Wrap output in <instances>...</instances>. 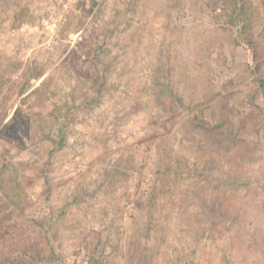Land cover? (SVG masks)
<instances>
[{
	"label": "rangeland",
	"instance_id": "obj_1",
	"mask_svg": "<svg viewBox=\"0 0 264 264\" xmlns=\"http://www.w3.org/2000/svg\"><path fill=\"white\" fill-rule=\"evenodd\" d=\"M6 258L264 264V0H0Z\"/></svg>",
	"mask_w": 264,
	"mask_h": 264
},
{
	"label": "trees",
	"instance_id": "obj_2",
	"mask_svg": "<svg viewBox=\"0 0 264 264\" xmlns=\"http://www.w3.org/2000/svg\"><path fill=\"white\" fill-rule=\"evenodd\" d=\"M7 233V234H6ZM4 235H8V232H5ZM3 239H5V237H2ZM6 262H0V264H7L8 262L7 261H10V259L6 258L5 259ZM11 264V263H10ZM13 264V263H12Z\"/></svg>",
	"mask_w": 264,
	"mask_h": 264
},
{
	"label": "built area",
	"instance_id": "obj_3",
	"mask_svg": "<svg viewBox=\"0 0 264 264\" xmlns=\"http://www.w3.org/2000/svg\"><path fill=\"white\" fill-rule=\"evenodd\" d=\"M43 24H47L46 19H43ZM87 264V263H86Z\"/></svg>",
	"mask_w": 264,
	"mask_h": 264
}]
</instances>
